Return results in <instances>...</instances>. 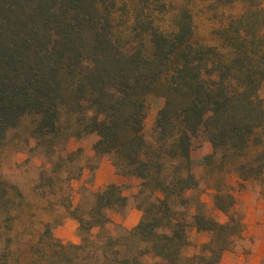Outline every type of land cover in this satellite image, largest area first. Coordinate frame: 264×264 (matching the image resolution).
Wrapping results in <instances>:
<instances>
[{
  "label": "trees",
  "instance_id": "trees-1",
  "mask_svg": "<svg viewBox=\"0 0 264 264\" xmlns=\"http://www.w3.org/2000/svg\"><path fill=\"white\" fill-rule=\"evenodd\" d=\"M118 1L0 0V141L27 114L38 117L35 133H55L64 110L98 136L97 154H113L143 190L161 194L136 226L114 237L103 232L107 211L125 209L127 198L109 184L89 210L69 209L79 243L44 231L41 264H142L148 255L154 264H219L243 231L232 197L215 196L224 223L193 215L196 231L211 238L185 258L187 225L175 218L171 200L197 187L190 149L199 132L223 162L236 164L240 181L264 179V7L241 0L243 12L214 31L219 49L193 41L185 6L174 8V30L164 32L153 17L167 9L162 0H130L136 46L127 52L116 35ZM150 94L164 100L154 122L157 147L143 137ZM166 156L175 164L169 175ZM93 229L100 231L94 238Z\"/></svg>",
  "mask_w": 264,
  "mask_h": 264
},
{
  "label": "rangeland",
  "instance_id": "rangeland-1",
  "mask_svg": "<svg viewBox=\"0 0 264 264\" xmlns=\"http://www.w3.org/2000/svg\"><path fill=\"white\" fill-rule=\"evenodd\" d=\"M167 9L153 14L155 25L164 32H171L174 8L185 6L193 21V41L221 49L220 40L214 31L226 25L229 19L240 15L244 10L241 0H234L225 5L217 0H162ZM264 7V0H259ZM116 14V35L122 41L124 50L135 48L132 42V14L130 0H119ZM146 48L150 50L146 41ZM259 96L264 101V85ZM164 100L154 94L145 98V119L143 137L145 141L157 147L154 122ZM38 117L27 114L20 118L18 124L9 129L0 141V264H41L42 253L47 248L40 238L45 230L49 237L63 243L56 237V230L72 219L71 210L78 213L89 210L97 193L103 191L110 181V167L102 169L98 178L100 161L109 162L115 175L124 178L119 186L122 195L127 198L125 209L107 211L109 222L104 231L110 236H118L124 230L132 229L138 224L144 209L160 193L151 194L143 190L141 180L131 176L126 170L115 165L113 154H97L93 145L97 142L96 134H85L74 117L61 112L55 133L40 136L35 133ZM192 160L191 173L197 181V187L187 190L182 198L171 200L176 219L187 225L186 233L189 245L184 250V258L200 252V246L209 241V233L194 232L192 217L195 213L224 223L227 215L214 206L216 195L231 196L233 206L231 213L242 220L245 202L239 197L241 192L264 194V179H249L240 182L236 173V164L223 162L220 153H213L205 135L199 132L193 139L190 149ZM165 175H169L175 165L170 159L162 160ZM250 203L252 197H249ZM133 211L132 214L131 212ZM128 220L127 226L124 222ZM76 221V220H75ZM77 222V221H76ZM98 229H93L90 236L96 237ZM77 236L80 242V236ZM241 235L234 237L229 251L241 247ZM78 242V243H79ZM68 243V242H66ZM65 244V243H64ZM157 259L144 256L142 264H154ZM227 264V260L220 261Z\"/></svg>",
  "mask_w": 264,
  "mask_h": 264
},
{
  "label": "crops",
  "instance_id": "crops-1",
  "mask_svg": "<svg viewBox=\"0 0 264 264\" xmlns=\"http://www.w3.org/2000/svg\"><path fill=\"white\" fill-rule=\"evenodd\" d=\"M110 181L108 184H120L124 178L115 175L111 169L109 162L105 159L100 161V166L97 172L98 178L102 174V169L109 170ZM238 179V177H237ZM245 184L247 181H240ZM239 197L245 202L244 210L242 211L243 231L241 233V247L233 252H224L221 261L227 260V264H264V194L260 191L254 193L241 192ZM252 202L250 203V198ZM132 214L133 211L131 212ZM128 220L124 222L127 226ZM78 223L75 220L67 219L66 224L56 230V237L63 243L79 242L77 236ZM194 232H198L194 229ZM221 264V262L219 263Z\"/></svg>",
  "mask_w": 264,
  "mask_h": 264
}]
</instances>
